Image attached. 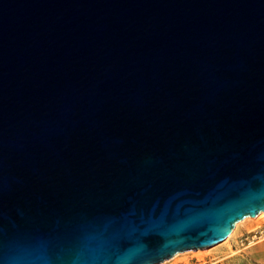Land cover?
Segmentation results:
<instances>
[{
	"label": "water",
	"instance_id": "obj_1",
	"mask_svg": "<svg viewBox=\"0 0 264 264\" xmlns=\"http://www.w3.org/2000/svg\"><path fill=\"white\" fill-rule=\"evenodd\" d=\"M264 209V0H0V264H159Z\"/></svg>",
	"mask_w": 264,
	"mask_h": 264
},
{
	"label": "rangeland",
	"instance_id": "obj_2",
	"mask_svg": "<svg viewBox=\"0 0 264 264\" xmlns=\"http://www.w3.org/2000/svg\"><path fill=\"white\" fill-rule=\"evenodd\" d=\"M259 215L236 223L221 242L177 252L159 264H264V214Z\"/></svg>",
	"mask_w": 264,
	"mask_h": 264
},
{
	"label": "bare ground",
	"instance_id": "obj_3",
	"mask_svg": "<svg viewBox=\"0 0 264 264\" xmlns=\"http://www.w3.org/2000/svg\"><path fill=\"white\" fill-rule=\"evenodd\" d=\"M261 211H263V214H264V209L261 210ZM261 211H259V212L256 214V216H258L259 214H261ZM263 214H262V215H263ZM262 215H261V216L259 215V216L262 217ZM248 217H250V216H245V217L241 218L240 220H238L236 223H239V222L243 221L245 218H248ZM250 218H251V217H250ZM248 219H249V218H248ZM236 223L234 224L233 228L235 227ZM233 228H232V230L230 231V233H229L228 235H230V234L232 233ZM220 242H221V241H220ZM185 252H186V250H185Z\"/></svg>",
	"mask_w": 264,
	"mask_h": 264
}]
</instances>
